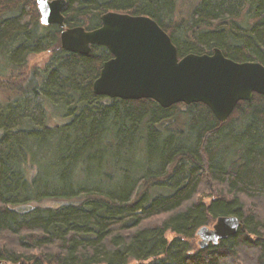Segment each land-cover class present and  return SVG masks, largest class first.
I'll return each instance as SVG.
<instances>
[{
    "label": "trees",
    "instance_id": "obj_1",
    "mask_svg": "<svg viewBox=\"0 0 264 264\" xmlns=\"http://www.w3.org/2000/svg\"><path fill=\"white\" fill-rule=\"evenodd\" d=\"M183 1L67 0L65 22L93 30L108 11L147 15L180 57L220 48L264 64V0H194L181 13ZM61 32L40 22L37 0H0L2 264H264V95L225 122L200 102L96 95L113 55L64 50ZM44 51L46 66L28 69ZM46 103L69 122L48 124ZM226 215L238 233L197 247L199 228Z\"/></svg>",
    "mask_w": 264,
    "mask_h": 264
},
{
    "label": "water",
    "instance_id": "obj_2",
    "mask_svg": "<svg viewBox=\"0 0 264 264\" xmlns=\"http://www.w3.org/2000/svg\"><path fill=\"white\" fill-rule=\"evenodd\" d=\"M37 4L43 25L62 28L64 50L88 55L98 45L113 55L103 63L93 83L96 95L124 100L150 98L164 108L200 102L221 122L228 120L240 101L264 95V64L235 61L220 48L180 57L171 36L150 16L108 11L102 15L100 27L87 30L67 27V0H37ZM241 226L236 215L220 216L212 227L199 228V245L218 244L236 235Z\"/></svg>",
    "mask_w": 264,
    "mask_h": 264
},
{
    "label": "rangeland",
    "instance_id": "obj_3",
    "mask_svg": "<svg viewBox=\"0 0 264 264\" xmlns=\"http://www.w3.org/2000/svg\"><path fill=\"white\" fill-rule=\"evenodd\" d=\"M193 1L194 0H184L183 2H181V5H179L180 6V12L181 13L185 12V9L190 4H192ZM50 59H51V53L49 51H44V52L32 54L29 57L28 69L31 67H36V66L39 68H44L46 66V64L50 61ZM0 91H2L1 88H0ZM46 109H47V113H48V120H47L48 124L62 125V124L69 122V118L66 117L65 115H63V112H64L63 108H60L58 106H54L53 103H46ZM185 118H186L185 116L178 115V116H176V118H174V120H185ZM205 193H207V192H205ZM203 199L206 200V198H203ZM207 200H209V198ZM160 219H162V217L155 218L156 222ZM210 227H212V225ZM173 235L174 234L168 232L166 236L168 239H171V238H173ZM199 241H200V237L197 235L195 238V244L197 247L200 246ZM128 264H139V262L137 260L131 259Z\"/></svg>",
    "mask_w": 264,
    "mask_h": 264
},
{
    "label": "flooded vegetation",
    "instance_id": "obj_4",
    "mask_svg": "<svg viewBox=\"0 0 264 264\" xmlns=\"http://www.w3.org/2000/svg\"><path fill=\"white\" fill-rule=\"evenodd\" d=\"M75 27V26H74ZM71 28V27H70Z\"/></svg>",
    "mask_w": 264,
    "mask_h": 264
}]
</instances>
